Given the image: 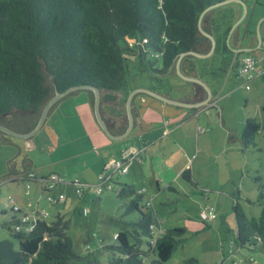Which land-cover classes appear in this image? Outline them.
Returning a JSON list of instances; mask_svg holds the SVG:
<instances>
[{"label": "trees", "instance_id": "trees-1", "mask_svg": "<svg viewBox=\"0 0 264 264\" xmlns=\"http://www.w3.org/2000/svg\"><path fill=\"white\" fill-rule=\"evenodd\" d=\"M223 1L235 0H0V123L18 132L31 130L55 92L73 86L87 87L65 96L84 91L92 107L90 87L99 89L101 102L112 101L113 92L124 90L125 102L136 88L125 82L131 62L137 63L142 75L160 82L181 53L210 49V39L199 30L198 20L205 9ZM218 6L202 17V25L215 38L214 53L221 56L222 72L237 71L240 53L227 45L233 22L228 21V13L220 19L209 15ZM190 57L195 58L186 54L183 60L189 62ZM260 126L255 118L246 119L241 135L244 146L255 145ZM5 135L0 132L2 140L9 142ZM180 176L193 183L189 170ZM138 190L134 184L122 183L116 191L126 200L123 216L137 212L138 217L133 222L110 217L122 229L111 242L99 245L98 250L109 255V264H167L184 240V227L164 229V233L153 230L152 225L161 223L148 209V200L142 204L143 192ZM232 211L237 225L232 244L264 252V209L259 216L247 217L233 195ZM14 222L6 225L10 238L0 240V264H99L89 244L86 255L74 251L70 220L60 213L51 222L38 217L31 231L15 230Z\"/></svg>", "mask_w": 264, "mask_h": 264}, {"label": "rangeland", "instance_id": "rangeland-1", "mask_svg": "<svg viewBox=\"0 0 264 264\" xmlns=\"http://www.w3.org/2000/svg\"><path fill=\"white\" fill-rule=\"evenodd\" d=\"M249 1L248 6L256 7L257 13L263 11L261 0ZM227 7L228 5H222L220 9L224 12ZM220 9L215 10L214 18H221ZM247 23L248 18L244 20L243 25ZM201 26L203 28L202 21ZM248 28L257 30L253 23ZM250 53L258 55L256 52ZM177 61L178 59L168 70L170 74L164 76V82H184L190 86L193 82L179 75ZM158 65L155 67L160 68ZM179 65L182 70V60ZM221 65L220 54L213 51L206 57H190L189 66L183 67V71L187 72L193 69L191 74L204 81L213 96L208 105L198 110V124L203 127L199 136L185 138L183 132L177 128L173 129L165 135L164 140L158 139L155 142L150 150L152 159L149 154L143 152L142 166L134 163L127 173H115L112 179L114 189L102 192L93 202L85 195L76 197L71 187L67 191L61 187L67 195L64 203L49 202L46 192L41 194V189L35 182L30 183L29 192L26 193L24 182H9L4 179L12 168L17 171L24 170L23 159L27 155L35 160L37 166H43L50 160L71 154L75 148L66 141L69 136L75 134L68 129L70 126L75 127L79 135L95 127L98 121L91 111L90 124H83L81 120L85 113L81 106L72 105L70 117L67 118L63 116L64 110L63 114L60 112L63 108L59 106L57 115L60 119L56 115L46 119L34 136L37 146L32 150H28L24 140L20 138L5 135L10 140L7 142L0 137V240L10 238L6 227L10 218L21 216L19 212L10 211L6 205L8 196L11 195L25 210H32L37 206L45 212L46 222H51L58 213L64 215L70 220L69 233L74 251L86 255L89 252V244L99 264H109V255L107 252L101 253L98 250L99 245L102 241L111 242L112 235L122 229L120 225L111 222L110 217L121 218L125 222H133L138 217L137 212L123 216L126 200L119 198L116 193L122 183H128L134 184L138 189H144L141 202H150L148 209L153 211L164 229H186L184 240L173 251L167 264H264V252L247 248L237 249L232 244L237 231L232 211V193L239 191V194L234 195L247 217L259 216L264 209V195L260 196L264 188H259L260 183L264 184V79L258 76L246 82L244 77L235 76L233 70L222 72ZM154 80L142 75L136 62L129 64V72L125 77L127 86L138 81L146 85ZM245 84H248L249 88H246ZM80 93L86 95L85 92ZM201 94L206 95L205 91ZM68 97L66 99H73L72 96ZM248 117L255 118L261 126L255 136V145L244 146L241 135ZM66 125L68 127L65 128ZM161 134L162 131L155 136L160 138ZM117 143L116 148L122 143L143 148L142 142L133 137H126ZM15 144H19L22 154H18ZM166 146H169L170 150L163 151ZM82 147L83 144H78L77 149L81 150ZM108 155L113 156L114 150L109 149ZM60 162L57 163L56 169L63 170L62 166L70 170L76 169L68 160L63 161L64 165ZM186 169L191 174L193 172V181L195 180L196 184L195 181L190 183L180 176ZM41 170L45 172L49 168ZM257 178L260 180L257 181ZM44 184L47 186L46 182ZM57 189H53L51 194H57ZM210 204L215 205L216 219L204 221L200 218V212ZM84 208L89 211L86 215L80 213ZM13 244L17 247L16 241L13 240Z\"/></svg>", "mask_w": 264, "mask_h": 264}, {"label": "crops", "instance_id": "crops-1", "mask_svg": "<svg viewBox=\"0 0 264 264\" xmlns=\"http://www.w3.org/2000/svg\"><path fill=\"white\" fill-rule=\"evenodd\" d=\"M241 1L242 2L233 1L231 2L232 4L231 3L221 4L216 9L214 8L210 12L209 15L214 16L215 10H219L222 5H228V7L226 8V11L223 12L220 9V14L228 13V16H227L229 18L228 21L231 23L233 22L231 29L229 31L228 37H227V45L235 54L240 53V55H238L239 61L245 55L254 56L250 52H256L258 54L257 56H254V57L257 60L256 65L258 69L261 71V74L255 75L250 80L245 79L246 82H249L252 79L257 78L258 76H261L264 79V59L260 55L261 49L264 48V45H263L264 0H261V2L263 3L262 5L263 11H259L258 13H257L256 7L248 6L250 5L249 0H241ZM255 1L259 2L260 0H255ZM246 18H248V23L246 25H243V22ZM251 23H253V27H256L257 30H255L254 28L253 30L248 28V26ZM183 58L181 59L183 63L181 67L182 68L181 71L186 74V71H183V67L184 66L188 67L189 64L187 61L183 60ZM229 70H233V69L229 68L228 71ZM233 71H234L235 76H237L238 78H243L238 73V70L237 71L233 70ZM167 74H170V73L167 72L166 74L163 75V77L166 76ZM187 75L194 76L195 74L190 75L187 73ZM162 79L164 80L160 82L159 81H156V82L152 81L150 83L148 82L149 84H146V85L140 84L139 83L140 81L133 82V83L136 85V88L145 87V88L152 89L150 88V86H154L155 89H152V90L162 93L168 97L178 99L184 102L200 103V105L196 107L173 105V104L166 103L162 100H159L157 98H154L150 95L138 94L139 92L135 93L132 98V102H131L133 127L127 137L137 138L143 144L142 149L136 147L133 144L126 145L125 143H122V145L116 148L115 146L118 145L117 142H121L123 139L121 140L110 139L104 134V131L99 126V124H97L95 127L89 128L87 133L79 134V135H77L76 128L70 126L68 130H70L71 132H74L75 134L73 136L72 135L69 136L66 141V142H70L69 144L72 145V148H75L74 151L72 150V152H70L71 154L69 155L67 154L60 159L50 160L49 163L43 166H37L35 160L31 156L27 155L23 159L24 170L17 171V169L12 168L13 170L10 171L9 174L6 175L4 179L9 182H15L19 180L24 183L25 182L31 183L33 181L41 189L42 186H45L44 184L45 181H41V178L47 177L51 173H56L63 179V182L59 183L56 186V189L59 187V189H57L59 192L65 193L64 190L67 191V189L70 187L73 189V192H74L73 184H71V182L74 181L75 179H80L82 182L86 183L88 187L87 190L91 191L92 184L95 183L97 175L101 173L100 170L106 169L107 164H109L113 160V158L115 159L116 157H118V155L122 151L130 147H135L138 150L140 159L139 161H135L132 164L137 163L141 165L143 163V157L141 154L145 152L146 155L149 154L150 159H152L153 155H151L152 153L150 152V150L155 144V142L158 139L161 140L165 138V135L170 133L173 129L177 128L178 130L183 132V135L185 138L191 137L192 139L194 136L195 137L199 136V133L202 131L203 127H201L198 124V114L197 113L200 108L205 107L206 105L209 104V102L213 98L212 94H211L210 99H208L207 92L203 86L202 87L204 90L203 89L200 90L193 84H189L190 86H187V84L184 82L183 83L174 82L172 84H168V82H164L165 77ZM133 83L131 85H133ZM203 91H205L206 95L201 94ZM81 92H84V91H81ZM80 94H83V93L78 92L74 95H70L73 98L71 100L66 99L68 96H64L60 98L55 104V106L53 107L55 109L52 110L53 109L52 108L51 109L52 111L49 110L47 118L52 117V115H56L59 118V115H57L59 112V110L57 111L59 106H62L63 108L62 111H60L62 112V114H63V110L65 111L63 116L66 118L67 116L70 117L71 106L78 104L79 106L83 108V111L85 113L84 118L81 120L82 123L90 124V111L95 116L94 110L90 104L89 96L87 95V93H85L86 95H80ZM113 95L115 96V98L112 101H102L101 102L100 113H101V116L104 122L109 127V130L111 131V133L114 135H120L126 130L128 126L126 100L125 102H123V99L125 98V93H124V90L116 91V92H113ZM68 98H71V97H68ZM206 99H207V102L205 103L204 101ZM66 127L68 126L66 125L65 128ZM161 131H162V134L159 136L160 138L156 137L155 134ZM34 136L35 134L29 139H22L27 145L26 148L28 150H32L37 146V142L35 141ZM84 138H87V140L84 141L83 140ZM197 140L199 141L198 138ZM78 144H83L84 147H82L81 150L77 149ZM15 145L18 147V154L20 153L22 154V151L20 147L18 146L19 144H15ZM109 149L114 150L113 156L108 155ZM164 150L168 151L170 150V147L166 146L163 148V151ZM67 160L70 161V164L74 165L76 169L70 170L69 168H66L64 166H62L63 170L55 168L57 166V163H59V161H61L60 163L64 165L63 161H67ZM132 164L130 165V167L132 166ZM43 168H49V170L45 172L42 170L40 171V169H43ZM99 168L100 170H98ZM26 172H34L35 176L33 178L18 179V176L23 175ZM192 174H191V178L193 180L195 176L194 174L193 175ZM113 175H111V179H113ZM194 183L196 184L197 182L195 181ZM61 187H63L64 190H61ZM142 190L144 191V189ZM74 195L76 196L75 192H74ZM233 195L234 193H232V196ZM85 196L88 198V200L92 202L95 201V199H93L92 196L88 192L85 193ZM66 198H67V195H66ZM15 203L20 207V210H21L20 212L25 213V212L31 211V210H25L20 204H18V202H15ZM212 206H214L215 208L214 204ZM34 208L38 209L37 206H35ZM18 214H21V213H18ZM19 218L20 217L17 216V217H13L12 219L10 218V220L18 221Z\"/></svg>", "mask_w": 264, "mask_h": 264}, {"label": "built area", "instance_id": "built-area-1", "mask_svg": "<svg viewBox=\"0 0 264 264\" xmlns=\"http://www.w3.org/2000/svg\"><path fill=\"white\" fill-rule=\"evenodd\" d=\"M261 57L264 59V48L260 51ZM257 60L254 56L245 55L240 60L238 73L244 77L246 80H250L255 75L261 74V71L257 67ZM246 88H249L248 84H245ZM139 153L135 147H130L120 153V155L112 160L109 164H107L106 169H103L101 173L97 175L96 181L92 184V190H87V184L82 182L80 179H75L71 182L73 184L74 192L78 198L83 196L86 192H88L93 199L98 197L104 191H112L114 189L112 184L111 175L115 173H126L130 168V165L139 161ZM35 176L34 172H26L23 175L18 176V179L24 178H33ZM41 181H45L47 186L41 187V194L46 192V199L49 202H64L66 197L65 193L59 192L57 194L52 195L51 192L56 186L63 182V179L56 173H51L47 177L41 178ZM26 192L28 193L30 188V183H24ZM87 190V191H86ZM138 192H143L142 189H139ZM148 205L149 201L146 202ZM13 212L21 213V216L18 221H15L12 225L15 230L19 231L22 229H26L27 231H31L33 229L32 222L38 217L46 216V213L38 210L37 208H32L29 212H20V207L15 203V200L11 195L8 196V201L6 204ZM83 212L88 213V209L84 208ZM200 218L202 220H214L216 218L215 208L212 205H208L205 209L201 210ZM152 228L155 232L164 233V228L161 225H152ZM117 233L113 234V238H116Z\"/></svg>", "mask_w": 264, "mask_h": 264}, {"label": "water", "instance_id": "water-1", "mask_svg": "<svg viewBox=\"0 0 264 264\" xmlns=\"http://www.w3.org/2000/svg\"><path fill=\"white\" fill-rule=\"evenodd\" d=\"M235 1H240L242 2L241 0H235ZM228 1H223V2H220L218 3L217 5H214V6H211V7H208L207 9H205L200 17H199V20H198V28L199 30L201 31L202 34L206 35L209 39H210V42H211V46H210V49L207 53H199V52H196V51H188V52H185V53H181L178 57V61H177V65H176V68L178 70V73L179 75L186 79V80H189V81H192L194 83H198L200 84L201 86L204 87V89L206 90L207 92V98L210 99L211 97V90L209 88V86L207 84H205L204 81H202L200 78H198L197 76H189L185 73H183L180 69V61L186 54H191V55H194L196 57H206L208 55H211L214 51V48H215V38L214 36L205 31L202 26H201V21H202V17L204 16V14L209 10L211 9L212 7H215V6H218V5H221V4H224V3H227ZM248 50V49H247ZM87 86H73V87H70L68 88L67 90L63 91V92H55V94L45 103V105L43 106L42 110H41V113H40V116L36 122V124L34 125V127L27 131V132H18L16 130H14L13 128L7 126V125H4V124H1L0 123V132H3L7 135H10V136H13V137H16V138H21V139H29L30 137H32L34 134L37 133V131L41 128V126L43 125V123L45 122V119L47 118V115L49 113V110L51 109V107L54 105V103H56L60 98L64 97L65 95H67L68 93H70L71 91H74L76 89H80V88H86ZM91 90L93 91L94 93V103H93V110H94V114H95V117L98 121V124L99 126L102 128V130L104 131V133L110 138V139H113V140H121V139H124L128 136L129 132L131 131L132 127H133V116H132V112H131V102H132V98L134 96L135 93L137 92H143L147 95H150L154 98H157L159 100H162L166 103H169V104H173V105H180V106H186V107H196L198 105H200V103H190V102H184V101H181V100H178V99H174V98H171V97H168L162 93H159L157 91H154L152 89H149V88H145V87H138V88H135L133 89L130 94L128 95L127 99H126V108H127V116H128V126L126 128V130L120 134V135H114L111 133V131L109 130V127L107 126V124L104 122L102 116H101V113H100V104H101V94H100V91L98 88H95V87H90ZM205 103L207 102V99L204 101Z\"/></svg>", "mask_w": 264, "mask_h": 264}, {"label": "flooded vegetation", "instance_id": "flooded-vegetation-1", "mask_svg": "<svg viewBox=\"0 0 264 264\" xmlns=\"http://www.w3.org/2000/svg\"><path fill=\"white\" fill-rule=\"evenodd\" d=\"M188 64H189V62H188ZM191 71H193V69L191 70ZM191 71H186V74L188 73V74H190L191 75ZM194 83V82H193ZM193 85H195V84H193ZM196 86V85H195Z\"/></svg>", "mask_w": 264, "mask_h": 264}]
</instances>
